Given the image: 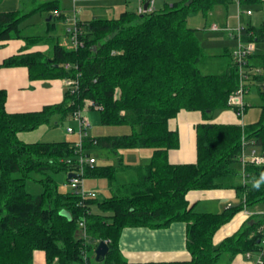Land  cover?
Segmentation results:
<instances>
[{"label": "trees", "instance_id": "obj_1", "mask_svg": "<svg viewBox=\"0 0 264 264\" xmlns=\"http://www.w3.org/2000/svg\"><path fill=\"white\" fill-rule=\"evenodd\" d=\"M230 1L180 0L144 14L123 11L113 19L77 20L83 47L67 49L56 42L49 52L21 51L2 61L0 67H26L31 80L73 79L79 74V88L73 94L65 90L59 104L27 113H8L6 92L0 89V264H33L35 251L45 254V264H125L118 249L123 229H159L173 222L186 226L189 259L146 264H215L224 256L232 259L260 250L264 165L245 164L243 180L239 154L242 135L264 151V91L257 90L260 114L255 123L210 122L215 111L229 107L227 100L239 76L231 52L216 56L228 57L221 73L202 74L198 64L206 55L195 30L186 24L190 15L206 17ZM237 1L245 6L264 4V0ZM38 10L56 11L58 18H64L55 2L26 14L0 13V48L2 42L24 38L19 24ZM25 40L37 42L39 37ZM241 40L264 44V21L257 27L241 26ZM248 62L264 72V53L255 51ZM255 80L264 82V73ZM85 99L101 107L102 125H128L131 132L86 135L81 148L74 141L24 143L17 138L20 132L49 124L54 116H70L84 107ZM182 110L200 112L203 120L195 126L196 161L171 164L168 151L177 149L179 139L168 121ZM128 149H150V161L99 166L95 160L84 169V179L107 182L108 197L82 198L58 190L54 175L73 174L81 155ZM27 182L37 184L39 192H28ZM216 189H233L239 204L220 213L197 212L186 199L190 191ZM95 205L99 212H92ZM255 205L261 213H252L236 232L214 244L215 233L223 225ZM100 241L107 243L109 251L95 261L94 248Z\"/></svg>", "mask_w": 264, "mask_h": 264}, {"label": "crops", "instance_id": "obj_2", "mask_svg": "<svg viewBox=\"0 0 264 264\" xmlns=\"http://www.w3.org/2000/svg\"><path fill=\"white\" fill-rule=\"evenodd\" d=\"M158 1L159 7L162 8L164 4H166L167 0ZM47 2H55L59 10L60 6H62L63 0H0V13L18 11L22 14H26L31 12L33 8H36ZM74 2H76V0H74ZM231 3H235L236 5V14L233 12H228V7ZM229 4V6H216L209 13V17L211 19L209 30L210 26L212 25H217L221 28L228 29H234L239 25H251L248 19H246L248 23L242 24L241 19L239 18L240 16L237 17L238 11L240 9V4L237 0H231ZM137 5H135L136 8ZM60 10L59 12L63 13L62 9ZM229 14L230 16H228ZM251 15L246 16L250 17ZM30 16L38 17L35 18V21L29 19L33 22L31 25L38 26L40 21L50 22L54 15H52V12L49 13L38 10L31 13ZM49 17L50 20H48ZM53 27L55 29L54 24ZM19 29H22L20 24ZM50 29V25L47 23L43 29V31L46 32V35H29L24 36V38L21 39H13L2 42L0 48V64L4 59L16 55L21 51L23 53L49 52L51 46L53 45V36L48 35ZM25 37H39V41H29L26 43ZM228 38L236 43V40L233 36L228 34ZM223 48L224 49L222 50V53H230L233 49V47L231 49H226V47ZM0 89L5 90L6 92L5 110L8 113H27L37 112L42 110V108L45 106L61 103L66 86L65 79L31 80L29 78L28 69L23 66H17L6 68L0 67ZM54 118L55 116L52 119ZM241 118L242 117H238L234 111H228L219 113L216 118L210 122L219 124H237L243 126L244 123L242 122ZM202 121L203 120L200 112H188L184 110L180 111L175 118H172L168 121V128L175 130L179 139V145L177 149L168 151L169 163L188 164L194 163L196 161L195 126ZM48 134L52 136V134L49 133L47 126L42 125L32 131L18 133L17 138L24 143H35L42 142V138ZM204 193H206L205 196H208L209 198H224L225 204H227L223 207L225 209L231 206V202L229 201L233 197L237 196L233 189L190 191L186 194V199L189 205L193 206L194 210L197 212H221L219 211L220 209L217 211H199L196 208L199 199L198 196ZM257 212L259 214L261 213V210L258 209ZM252 213L253 212L248 208H244L240 212L236 213L227 224L223 225L215 233L213 239L214 244H218L225 237H228L236 232ZM185 234L186 226L183 222H173L167 227L159 229H150L148 227H128L123 229L121 232L118 242V249L123 259L126 261L125 264H146L150 262L188 260L189 254L185 247ZM251 255L252 254H250V256L247 258L246 254H237L232 259H228L227 257H225V259L228 264H253L251 261ZM33 264H45V254L42 251L34 252Z\"/></svg>", "mask_w": 264, "mask_h": 264}, {"label": "rangeland", "instance_id": "obj_3", "mask_svg": "<svg viewBox=\"0 0 264 264\" xmlns=\"http://www.w3.org/2000/svg\"><path fill=\"white\" fill-rule=\"evenodd\" d=\"M180 0H167V5H172ZM137 5V0L135 4V0H63L62 9L64 13V18H58L53 16V19L50 22L40 21L38 26L31 25L32 21H35L37 16H28L21 23V35L29 36V35H46V32L43 31L44 27L48 23L55 25V29L51 27L49 36H53V43L58 42L62 46L67 49L72 48V44L69 41V37L66 34V28L71 26V22H73L74 17L80 21H89L96 18H104V19H113L116 18L119 13L122 11H135ZM230 5V6H229ZM227 6L228 12H233L236 14L237 8L235 3H231ZM159 1L157 0L155 4V10L160 9ZM59 9V10H60ZM250 9L252 15L247 17L244 13L245 10ZM61 11V10H60ZM240 19L241 23H248L246 19L250 21V24L257 27L262 21H264V4L255 5V6H245L240 5ZM230 16V14L228 15ZM30 19V20H29ZM28 20V21H27ZM246 21V22H245ZM187 26L191 29L195 30V34L200 41L205 58L202 59L200 64H198V68L202 74H219L221 73L226 64L228 62V57H216L222 53L223 47L226 49H231L236 46V43L231 41L228 38V33L222 30L220 31H211L209 30V25L211 24V19L208 16L203 17L201 14L190 15L187 18L186 22ZM221 28V27H220ZM52 40V38H51ZM254 49L256 54L264 53V44H254ZM215 56V57H214ZM255 84V83H253ZM87 99H85L83 105H85L82 109V116H84L87 120L86 126V134L89 137H101V136H121L126 135L131 132V127L128 125H102L100 122V113L98 110L90 109L89 103H87ZM246 111L242 116V122L244 125L255 123L260 114L259 104L260 98L257 92L256 85H252L249 89V92L244 96L243 99ZM233 112V109L228 107L224 109L217 110L213 113L210 121H213L216 116L221 112ZM56 122V123H54ZM49 129V134L42 138V142H61V141H79V136L77 134V124L71 118V116H66L65 118H61L60 116H55L54 119L51 120L49 124L46 125ZM71 127L74 128L75 132L73 134H69L66 132V128ZM249 150H247L248 154ZM91 155L96 160V165L105 166V165H113L116 166L118 164L123 165H138L145 164L150 161L151 151L150 149H128V150H120L116 154L110 153L107 150H96L91 153ZM54 179L57 185L58 190L61 193H71V189L67 184V173L59 172L54 175ZM83 190L93 191L97 193L98 197L104 198L110 195V192L107 188V182L104 179H84L83 180ZM26 190L31 193L39 192L40 187L33 183H26ZM206 193L200 194L198 196V204L197 209L200 211H219L223 212L225 208L224 198H215L205 196ZM229 202H231V206L238 205L240 200L239 197H233ZM262 209L255 205L250 211L253 214H258L257 210ZM92 212H99L97 206L91 207ZM261 256V252L257 251L251 255V261L253 264H256L258 258ZM226 256L219 259L216 264H228L225 259Z\"/></svg>", "mask_w": 264, "mask_h": 264}, {"label": "built area", "instance_id": "obj_4", "mask_svg": "<svg viewBox=\"0 0 264 264\" xmlns=\"http://www.w3.org/2000/svg\"><path fill=\"white\" fill-rule=\"evenodd\" d=\"M138 5L136 8L137 14H144L146 12H152L155 9L156 0H137ZM147 3V7L144 9V4ZM245 15H251L250 10L244 12ZM52 15L58 17V12L53 11ZM240 16V11H238L237 17ZM211 31H226L230 36H233L236 40V46L231 51V60L235 65L238 72V86L236 90L228 97L227 105L233 109L235 114L238 117H242L244 114L245 103L243 101L244 96L249 92V89L252 85H256L257 90L264 91V82H259L255 80V77L261 75L262 69L260 67H251L249 66L248 58L251 54L254 53V43L252 42H243L241 40V26H237L234 29L220 28L217 25L210 26ZM66 34L69 37V41L72 44V48L77 49L83 47V42L79 39L81 30L77 25V19L74 17L71 26L66 28ZM65 68H70L69 64H65ZM79 74H76V77L73 79H65L66 90L70 94L76 93L79 88L78 82ZM255 83V84H253ZM88 107H92L95 110H100L101 107L94 104L91 100H88ZM85 106V105H84ZM83 109V108H82ZM82 109L75 110L70 116L74 122L77 124V134L80 137L79 141L76 142V146L81 148V142L83 137L86 134L87 120L82 116ZM84 110V109H83ZM66 132L73 134L75 132L74 128L67 127ZM247 150H249L247 154ZM239 160L242 167V177L244 180V171L243 167L245 164L250 163L257 166L264 165V151H260L255 145L254 141L246 140L245 136H241V151L239 154ZM95 163V158L93 156L81 155L78 159V170L73 172L71 177H67V184L72 190L73 193L80 195L82 198H92L96 196V193L93 191H84L83 190V173L85 167H92ZM83 223H80V226ZM260 234V250L261 256L258 258L256 264H264V227H260L258 230ZM247 258L250 256L249 253H246Z\"/></svg>", "mask_w": 264, "mask_h": 264}, {"label": "water", "instance_id": "obj_5", "mask_svg": "<svg viewBox=\"0 0 264 264\" xmlns=\"http://www.w3.org/2000/svg\"><path fill=\"white\" fill-rule=\"evenodd\" d=\"M147 7V3L144 4V9ZM48 20H50V17L48 18ZM72 174L71 173H68L67 174V177H71ZM61 214L65 215L66 217H68V214L61 211L60 212ZM109 249H108V245L105 241H100L97 243V245L95 246L94 248V258H95V261H99L101 259H103L107 253H108Z\"/></svg>", "mask_w": 264, "mask_h": 264}, {"label": "clouds", "instance_id": "obj_6", "mask_svg": "<svg viewBox=\"0 0 264 264\" xmlns=\"http://www.w3.org/2000/svg\"><path fill=\"white\" fill-rule=\"evenodd\" d=\"M259 185L257 184L256 187H258Z\"/></svg>", "mask_w": 264, "mask_h": 264}]
</instances>
